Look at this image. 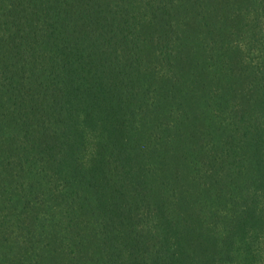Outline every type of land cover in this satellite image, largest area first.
Returning <instances> with one entry per match:
<instances>
[{"label":"trees","instance_id":"16d2710c","mask_svg":"<svg viewBox=\"0 0 264 264\" xmlns=\"http://www.w3.org/2000/svg\"><path fill=\"white\" fill-rule=\"evenodd\" d=\"M11 239L0 264H264V0H0Z\"/></svg>","mask_w":264,"mask_h":264},{"label":"rangeland","instance_id":"374dc122","mask_svg":"<svg viewBox=\"0 0 264 264\" xmlns=\"http://www.w3.org/2000/svg\"><path fill=\"white\" fill-rule=\"evenodd\" d=\"M243 24H244V21H243ZM240 29H239L240 30V33L237 34V35H235L234 38H236L240 42L238 44H241V46L243 47V49H247V52H248V49H249V39H248V36L249 35H248V33H246V29H245V27H243V25L240 26ZM203 43H207L206 39H203ZM252 56H255V55L252 54ZM210 116L213 119H216V114H215V111L214 110H212L210 112ZM227 116H228V114L226 115V117ZM226 120L230 121L229 119H226ZM52 217L53 216L50 215L49 218H48V220H45V219L42 218V221L39 223L40 225L37 224V231L36 232L37 233H40L44 229H46V230L48 229L50 231H53V230L55 232L58 231V232H60L64 236L65 233L62 230V226H60L61 216L57 213V215L54 218H52ZM12 223L14 224V226H16V222L15 221L12 222ZM16 227L15 228L14 227L12 228L13 229V232H14L13 233V236L14 237L16 236V232L18 230V229H16ZM13 236H12V238H13ZM41 236H39V234L36 236V238L39 239V244L36 246L37 248L35 249L34 257L37 258L38 260H41V257L42 256L45 257L46 253H48V248H43V246L41 244V241H43V239H44V236H42V237ZM20 237H23V236H20ZM20 237H19V239H20ZM40 238H41V240H40ZM13 240L11 239L8 244H4L3 245V248H1V250H2V253L0 254L1 257H4L3 255L6 253L8 258H11V257L13 258L15 256H18L17 254H19L18 252L20 251V252H23L24 254H26L24 256V260L28 262V257L31 256V254H30L31 252L30 251H26L24 249V247H20L21 245H23L22 242L16 243ZM63 262H65V263L68 264V262H69L68 257H65L63 259Z\"/></svg>","mask_w":264,"mask_h":264}]
</instances>
